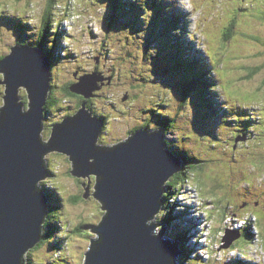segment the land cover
<instances>
[{
    "label": "rangeland",
    "instance_id": "1",
    "mask_svg": "<svg viewBox=\"0 0 264 264\" xmlns=\"http://www.w3.org/2000/svg\"><path fill=\"white\" fill-rule=\"evenodd\" d=\"M46 1L0 0V9L6 6V13L12 20L17 21L15 16L23 18L18 20L20 24L9 23L8 16L7 20L0 21V48L4 49V54L9 52L16 39L34 43L29 39L38 29ZM69 1L58 0L55 9L64 19L60 28L62 38L57 46L65 53L52 63L46 99L53 96L58 98V103H48L47 127L42 129L41 137L47 139L48 127H51L48 123L72 115L82 103L78 97L65 96L62 86L78 82L84 74L104 72L102 81L97 82L93 76L88 79L92 86L95 82L104 84L92 90L96 96L84 101L91 114L102 121L94 145L111 146L125 141L132 130L144 122L148 129H163L170 149L186 150L198 156L203 164L195 177L203 180L204 186L194 179L186 182L185 190L177 195L172 193L164 201L169 204L160 209L162 218L163 215L172 217L164 221L158 216L160 212L155 217V222L161 223L156 231L166 225L163 236L178 242L177 247L182 253H178L177 264H182L181 256H188L181 249L178 237L181 232L185 234L183 243L189 247L192 256L184 263L232 264L235 258L243 257L248 264H264V246H261L264 240L261 237L260 244V237L255 233L257 228L264 234V227L256 223L258 214L251 218L252 242L242 236L229 247H222L224 228L239 231L247 225L245 215H251L242 207L245 200L250 204L254 201L264 203V0H147L139 2L129 13L131 22L119 8V13L113 14L112 8L119 6L120 0H92L90 6L84 3L85 0ZM161 5L186 17L185 32L180 37L190 47L188 51L184 49L187 56L195 52L202 55L204 62L215 64V76L209 87L215 90L212 97L217 101L216 110L205 105H200L205 110L200 109L199 97L192 91L188 93L187 102L180 106L181 88L189 78L180 73L171 76L167 71L170 67L163 58L166 51L160 47L170 49L163 41L169 40L174 27L172 22L160 20ZM230 21H234L232 27ZM126 25L129 26L125 28ZM229 27L231 35L226 40L222 37ZM48 35L51 37V32ZM49 37L43 45L45 49L51 41ZM1 49L0 56L3 55ZM222 50H227L230 56ZM96 54L98 63H95ZM105 59L106 65L99 67L100 61ZM167 76H171L176 85ZM2 79L0 73V81ZM4 88L0 83V105ZM158 89L169 96L166 103L162 96L151 99L153 95L149 94ZM147 93L149 100L141 96ZM18 95L25 107V88L19 87ZM165 118L174 122L173 125L158 127V120ZM45 156L46 188L58 194L53 195L48 204L49 220L56 225L47 235L44 234L47 229L43 228L44 240L40 246L27 251L25 264H29V260L32 264H60L65 260L70 264H83L84 252L94 233L91 230L77 233L72 228L84 222L88 226L84 228H91L98 224L104 213L97 199L91 195L82 196L85 186H89V194L94 192L95 178L93 175L73 176L66 154L52 151ZM51 170L57 171L49 172ZM43 192L47 196L46 190ZM71 197H77V200L72 202ZM63 235L67 236L64 240L67 248L58 249L55 245Z\"/></svg>",
    "mask_w": 264,
    "mask_h": 264
},
{
    "label": "water",
    "instance_id": "2",
    "mask_svg": "<svg viewBox=\"0 0 264 264\" xmlns=\"http://www.w3.org/2000/svg\"><path fill=\"white\" fill-rule=\"evenodd\" d=\"M51 67L40 47L14 44L0 57L5 86L0 105V264H25L26 252L44 236L48 197L40 183L48 176L45 155L52 151L69 157L73 176L95 177L94 192L89 194L82 183V196L97 199L104 213L90 228L94 236L83 264H177L182 253L178 242L163 236L166 225L156 231L161 223L155 222L166 182L183 164L166 148L163 129L143 127L125 141L96 146L102 121L82 102L72 115L54 122L44 140ZM101 74L80 76L70 91L85 99L96 96L92 90L104 82L92 86L88 79L102 81ZM19 87L26 90L25 107ZM224 232L223 248L240 237L238 230Z\"/></svg>",
    "mask_w": 264,
    "mask_h": 264
},
{
    "label": "trees",
    "instance_id": "3",
    "mask_svg": "<svg viewBox=\"0 0 264 264\" xmlns=\"http://www.w3.org/2000/svg\"><path fill=\"white\" fill-rule=\"evenodd\" d=\"M91 1L92 0H85L84 3H88V5L90 6V5H93L91 3ZM108 1H110V2L113 1L114 2V0H108ZM126 1H127V3L125 4L124 0H120L119 4H118L119 6L114 5V8H112V11H114L113 14H115V16H116L119 13L118 12V8H119L122 12L125 13V17H127L129 19V21L131 22V15L129 13L134 10V7L135 8L138 7L139 2L143 1L145 3L147 0H126ZM69 2L73 3L72 0H70ZM57 6H58V0H47L45 2V5H44V7H43V9L41 11L40 23L37 26L38 29L34 31L35 33L32 36L33 38L29 39V41L33 40L34 43L27 44V43H29L28 41H21L19 39H16L15 42H14L15 44H24V45H28V46H31V47H40L43 50L44 54L47 55L48 58L51 60V64L53 62L55 63V61H57V58H60L61 55H63L65 53V51H61V49H60L61 46H57V44L59 43V40L62 38L60 28H62V22L64 20L63 18H61V16L57 12H55V9H56ZM64 9H66V8H64ZM10 10L14 11L13 9H10ZM68 10H69V8H68ZM6 12H8L7 8H6V6L3 5V8L0 9V21H3V19L7 20V16H8L9 23H12V24H16V23L20 24V22H18V20H21V19L23 20V18L15 16V18L17 19V21L15 22V20H12V18H10L11 16L7 15ZM17 13H18V11H17ZM62 13L64 14V12H62ZM182 13H185V12H182ZM185 14H187V13H185ZM67 15H68V13H67ZM158 15L160 16V20L172 22V25L174 27V29L171 30L172 32H171V34L169 36V40L166 41V38H165V40L163 41V44L164 43L168 44L170 49L166 50L165 46L164 47L163 46L160 47L162 51L163 50L166 51L163 54V58H165L164 62L167 64V66L170 67L169 68L170 70L168 69L167 71L171 74V76L176 75L175 73H178V74L180 73V74H182L184 76L186 75L185 77L189 78V82L184 84L183 87L181 88V102H180V106L184 102H187L188 93L190 91H192L193 93H196L198 95L197 97H199L198 106H199L200 109L205 110V108L200 106V105H205V106L209 107V109L216 110L217 106L215 104L217 103V101H216V99H214V97H212V95H214L215 90L211 89L209 87V83H213L212 80H213V77L215 76V73H214V65L215 64L211 62L213 64L212 65V64L206 63L207 61L204 62V59L201 57L202 55L197 54L195 52L193 53L194 55L187 56L186 51H188V49L190 47L187 46V42H185L184 40H181V37H180L182 35V33L185 32L184 24L187 21L186 17L182 18L181 13H178V12L176 13L173 9H165V8H163V5H161L159 7V14ZM230 22H231L230 27H232L234 21H230ZM26 23H27V21H26ZM128 26L129 25H126L125 28H127ZM230 27L227 28L226 30H224L225 35L222 38H225L226 40H228V37H230V35H231V31H230L231 28ZM15 28L19 29L17 26ZM176 28H177V31L174 32V30ZM49 32H51V34H52L51 37H49V35H48ZM48 37L51 39V41L49 42V45H47V49H45V47L43 45H45L47 43ZM122 37H123V35H122ZM122 40L124 41L123 38H122ZM104 43L105 42H103V45H104ZM1 51L4 54V49H1ZM56 51H58V52H56ZM222 51L225 52L226 54H228L227 50H225V51L222 50ZM171 53H172V56H171ZM229 54H228V56H230ZM96 56H97V54L94 55V58ZM158 56H159V54H158ZM104 61H107V59L100 61L99 67L101 65H104V64L106 65V62H104ZM95 63H96V60H95ZM229 63H231L230 58H229ZM171 70L172 71L176 70V72L172 73ZM252 71L253 70L250 71L251 74H252ZM99 72H101V71H99ZM102 74L104 75L105 73L103 72ZM171 76L170 77L167 76V79L170 78L171 83H174L173 80L171 79ZM69 84L65 83L62 86V90H63L64 95L65 96L78 97L81 102L86 101L83 96L71 92L70 89H69V86H70ZM174 85H176V84L174 83ZM149 95H153L151 97V99L154 98V97L162 96L165 103H166V101H167V99L169 97L168 95H166V93L163 90H159V89L156 90L154 93H150ZM149 95L147 93V95L143 94L141 96H143V97H145L146 99L149 100ZM141 96L139 98V101H141ZM81 97H83V98H81ZM49 102H52V104L56 105L58 103V98H56V97L53 98V96H50L47 99V104H45V112H47V113L49 112L48 110L50 108V106L48 104ZM145 108L149 109L148 107H145ZM149 110H151V109H149ZM73 111H75V110H73ZM153 111H156V110H153ZM157 113L159 115H164V113H159V112H157ZM44 115H45V113H44ZM48 117H49V113H48ZM102 117H104V116H102ZM46 118H47L46 116H44V118H43L44 124L46 123L45 122ZM152 118H153V116L149 117V119H152ZM57 120H59V118ZM57 120L55 119V120H53L52 122H50L48 124H52L53 122H55ZM155 121L156 122L159 121L158 127H163V128H167V126H169V125L171 126L174 123V122H171L169 119L166 120V118H165V120H158V121L155 120ZM143 127H147V125L144 124V122L142 124H140L139 126H136L132 130V132H134V130H136V129H141ZM165 143H166L167 149H169L173 154H175L177 157H179V155L181 156L179 158L182 160L183 164L181 165L180 171L175 173L172 176L171 180H169L166 183V185H165L166 186V189H165L166 191L163 194V203H162V207L161 208H163L165 206V204L168 203V201L167 202H164V201H165V199L168 200L169 196L172 193H175V195H177V194H179V192L184 191L185 190L184 186L186 185V182L190 181L191 179H194V181H196V182L200 181L201 182V186H204V184H205V182L203 180L197 179L195 177L196 172L203 167V164L200 162L201 159L198 156L193 155V154H191L190 152H188L186 150H182L181 149V150L176 151V150L170 149L169 141L166 140V139H165ZM56 171L51 170L49 172L56 173ZM192 175H193V177H192ZM49 180H51V179H49ZM40 184H41V188L46 190L47 197H48V204H51L50 201H51L53 195H58V194H56L55 191H51L50 192L49 189L46 188V186H47L46 180H43ZM185 193H186V191H185ZM75 200H77V197H73V198L71 197L70 198V201H72V202H75ZM261 205H262L261 202H259L258 207H255V205L252 204V203L251 204H247L246 206L245 205L242 206L245 209L244 211H248L247 213H249V215H251V216L248 217V215H245V216H247L248 222H246L247 225L244 226L243 229H239L240 237L246 236V237L251 239V242H252V240H253L252 238L254 236L253 230L251 231V229H252L251 225H250L251 224V218H253L254 216L257 217L256 214H258L259 216L257 217L258 220H257L256 223L260 224L262 227H264V208H259V207H261ZM258 211L263 213V216H261ZM47 212H48V216L46 217V221L44 222V225H43V228L47 229L45 231V233H44L45 235L49 234L50 231H51L50 228H53L52 226L56 225V223H53V222H51L49 220L50 209H48V206H47ZM161 213H162V211L158 214L160 219L162 218ZM171 217H172V215H171ZM170 218L169 217H165L163 215L162 219H164V221H168ZM84 223H80L77 226H74V228H72V230L74 232H77V233H81V232H83L85 230L90 231L91 230L90 227L89 228H84V227H88V226H85ZM49 225H51V226H49ZM223 230L225 231V228ZM255 233H257L258 236L260 237L259 242L261 244V237L264 240V238H263L264 234L262 235L260 233V231L257 230V228H256V232ZM65 235H63L62 237H59V238H62V239L58 240L57 241L58 243H56V245H55V246H57L58 249L60 247H63L64 249L67 248V243L64 240L67 238L68 234H67V236H65ZM70 236H72V235H70ZM184 236H185V234L182 233V232L178 234V237L180 239V245H182L181 249L183 251H186V253H184V254H186L188 256L185 257L183 255V256H181V259H184V260L188 261V258L191 259L192 256H190L191 253H190L189 247L186 245V243H183V241L186 240V237H184ZM43 240L44 239H42L39 242V244L34 246V248L40 246V244L42 243ZM62 242L65 243V246L62 245ZM261 246H264V245L261 244ZM26 256H28V252L26 253ZM184 260L182 261V264H187L188 262L184 263L185 262ZM27 262H29V264H32L31 260H29ZM60 264H70V261L65 260V261H62ZM232 264H248V260L244 259V258H241V259L235 258V260L233 261Z\"/></svg>",
    "mask_w": 264,
    "mask_h": 264
},
{
    "label": "flooded vegetation",
    "instance_id": "4",
    "mask_svg": "<svg viewBox=\"0 0 264 264\" xmlns=\"http://www.w3.org/2000/svg\"><path fill=\"white\" fill-rule=\"evenodd\" d=\"M49 98V97H48ZM47 112H45V115L44 116H46L47 114H46ZM73 114V113H72ZM71 115V114H70ZM67 116H69V115H67ZM47 117V116H46ZM66 117V116H65ZM44 118V117H43ZM62 118H64V117H61V118H59V120H57V121H60ZM57 121H55V122H57ZM54 123V122H53ZM52 123V124H53ZM43 124H44V120H43ZM52 124H50V125H52ZM47 126L44 124V129L46 128ZM48 128H50V127H48ZM245 204V206L247 205V204H250L249 203V201H247V200H245V202H244ZM252 204H254L255 205V207H258V204H259V201H254V202H252ZM259 208H264V204H262L261 205V207H259Z\"/></svg>",
    "mask_w": 264,
    "mask_h": 264
},
{
    "label": "bare ground",
    "instance_id": "5",
    "mask_svg": "<svg viewBox=\"0 0 264 264\" xmlns=\"http://www.w3.org/2000/svg\"><path fill=\"white\" fill-rule=\"evenodd\" d=\"M95 72V71H94ZM86 100V99H85ZM55 120V119H54ZM46 157V156H45ZM44 193V192H43ZM46 210H47V203H46ZM239 226V225H238ZM243 228V227H242ZM192 259V258H191Z\"/></svg>",
    "mask_w": 264,
    "mask_h": 264
},
{
    "label": "clouds",
    "instance_id": "6",
    "mask_svg": "<svg viewBox=\"0 0 264 264\" xmlns=\"http://www.w3.org/2000/svg\"><path fill=\"white\" fill-rule=\"evenodd\" d=\"M47 216V215H46Z\"/></svg>",
    "mask_w": 264,
    "mask_h": 264
}]
</instances>
